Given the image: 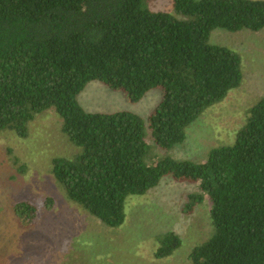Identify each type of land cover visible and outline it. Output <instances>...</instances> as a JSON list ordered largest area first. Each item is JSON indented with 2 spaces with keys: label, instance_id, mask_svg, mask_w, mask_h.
<instances>
[{
  "label": "trees",
  "instance_id": "1",
  "mask_svg": "<svg viewBox=\"0 0 264 264\" xmlns=\"http://www.w3.org/2000/svg\"><path fill=\"white\" fill-rule=\"evenodd\" d=\"M152 0H0V134L30 136L31 124L55 110L62 132L82 152L54 160L68 199L108 228L126 221L130 196H144L172 176L197 186L187 211L210 208L213 234L193 248L191 264H264V98L233 145L204 163L152 161L144 121L133 114L87 113L79 96L98 81L138 103L161 88L149 118L159 148L186 140L187 128L243 83L242 59L213 45L212 33L264 30V0H175L174 13ZM27 223L30 202L17 206ZM157 260L182 238L160 237Z\"/></svg>",
  "mask_w": 264,
  "mask_h": 264
},
{
  "label": "rangeland",
  "instance_id": "2",
  "mask_svg": "<svg viewBox=\"0 0 264 264\" xmlns=\"http://www.w3.org/2000/svg\"><path fill=\"white\" fill-rule=\"evenodd\" d=\"M174 2L152 0L147 6L153 12L174 13ZM210 42L240 55L243 83L191 124L186 140L172 149L157 146L148 123L162 101L161 88L131 103L123 91L93 81L80 94L79 103L91 114L126 112L140 117L153 162L204 163L215 148L236 142L250 110L264 98V30L231 33L218 29ZM62 124L59 114L50 110L31 124L26 139L15 132L0 134V264H191L193 248L213 234L208 206L187 211L189 196L197 186L168 176L148 194L130 196L124 225L108 228L71 202L55 178V159H73L82 152L63 134ZM22 202L37 209L32 224L17 212ZM169 232L182 238V247L171 257L157 260L160 237Z\"/></svg>",
  "mask_w": 264,
  "mask_h": 264
}]
</instances>
